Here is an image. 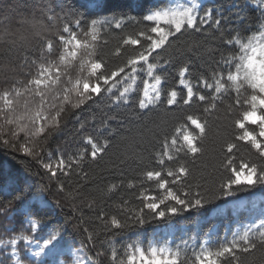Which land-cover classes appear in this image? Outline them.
Segmentation results:
<instances>
[{
  "label": "trees",
  "instance_id": "16d2710c",
  "mask_svg": "<svg viewBox=\"0 0 264 264\" xmlns=\"http://www.w3.org/2000/svg\"><path fill=\"white\" fill-rule=\"evenodd\" d=\"M187 2L188 0H139L141 6L130 9V0H108V7L101 14V18L104 15L115 14L118 19L124 21V28L117 30L113 26L107 31H102L101 39L95 42V48L90 50L91 55L85 54L82 47L75 59L69 57L60 62L59 55L64 51L60 36L68 38V34L62 31V19L47 21L43 17V11L51 7L58 17L63 18L69 10L75 11L79 8L80 0H0V21H3L0 23V95L13 86L20 89V96L16 97L13 94V116L20 124H28L31 127L30 122L23 117L40 109V97L35 95L34 91H25L23 84L35 75L39 63L43 62L42 54L59 64L61 71L60 82L48 91L47 98L49 101L55 96L62 98L63 88L71 87L69 81L74 83L86 75L80 70L81 64L88 65L91 61L100 60L109 68H114L126 60L128 53L125 49L130 46L120 48V42L124 36L144 27V24L137 25L136 21L141 20L148 9ZM197 2L202 10L211 9L214 16L221 18L226 37L234 33L242 37L258 34L260 22L264 20V0H197ZM27 10L28 20L33 19V15L37 16L38 20L43 21L44 26L37 24L33 27L31 23H15L16 19L13 16L25 19L22 14ZM121 13L125 15L121 16ZM129 16L135 17V20L129 21ZM5 17L9 19L5 20ZM81 19L87 17L81 16ZM76 32L77 39H80L82 44L85 41L91 42V38L83 34V29H76ZM103 40H107L108 43L104 44ZM49 42L53 45L51 51L47 49ZM178 46L184 49L182 54L175 51L176 46L168 52L158 50L162 52L163 59L177 58L173 65L158 69L167 77V83L163 85L165 88L183 91L178 85V74L185 63L191 72V76L187 78L193 83L198 77L211 82L214 73L220 74L219 68L224 62L221 50L228 46L222 45L218 38L204 39L201 34H193L184 36L178 42ZM117 48H120L119 55L116 54ZM232 55L233 51L225 52V58ZM32 61L37 63L32 64ZM53 72L55 74V70ZM17 81L23 83L16 84ZM224 83L228 88L220 94V98L215 101L216 108L210 113H205L202 105L185 107L184 110H168L166 106H161L150 112L141 113L139 118H133L124 109L116 106L104 109L121 119L108 121L111 127L118 128V134L107 137L110 141L109 148L96 160H92L89 155L90 146L83 145L78 134V126L82 122H87L81 131L85 135L96 136L97 129L92 125L99 127L101 120L104 119L102 111L104 101H100L99 104L88 101L81 107L73 109L71 103L78 99L73 93L70 97L71 103L64 105L66 110L61 114L59 131L57 132L54 127H46L44 135L34 137L33 140L26 139L25 132L19 131L16 124L5 125L0 119L2 126L0 162H3L5 167L12 166L22 174H26V168L30 169L32 175L29 176V181L34 185H48V191L44 195L52 205L51 209L40 213L42 219L33 218L32 222L37 224L36 229H33L30 223L23 222L24 218L13 215L18 205H13L5 215L0 216V264H24L30 248L45 237L51 224L64 225L63 231L70 248L82 252L85 264H114L111 257L113 250L117 252L115 264H119L121 260L127 264L129 244L133 249L141 246L148 250L153 243L172 248L179 246L182 250L180 264H185L193 251L200 250L201 245L214 249L219 244L230 241L234 233H242L246 228L259 224L264 219V184L243 189L232 197L207 202L202 208L166 216L162 220H154L143 226L105 231L102 221L97 219L98 216H103L110 221L112 215H116L118 219L124 220L131 212L142 206L144 201L140 197L143 194L162 196L163 191L158 188L157 182L147 180L144 175L146 170L161 171L163 178L169 180L170 186L177 188L178 185L171 184L167 169H175L183 164L189 168L191 174L181 178V185L187 187L184 183L186 179L191 184L193 192L201 190L197 185L211 188L217 178L215 167L222 158L220 153L225 140L236 145L233 152L237 166L241 160L254 162L258 167L264 166V160L256 155L250 145L235 139L241 130L234 128L233 121L242 118V112L248 106L246 104L237 106L235 90L230 87V82L226 78ZM135 87L142 89V81L138 80ZM245 94L250 95L251 90H247ZM3 107V101L0 100V108ZM43 111L45 115L55 113V109L50 108L47 103L44 104ZM189 114L207 121L206 136L201 144L204 154L194 165L190 156L185 158L184 153L177 152L170 143L173 136L179 141L176 129L186 123ZM13 130L18 132V136L12 135ZM104 138L99 137L101 142ZM5 139L9 140L8 146L3 144ZM165 142H168L169 151L176 159L168 161L160 156L165 159V164L160 165L157 157L163 152ZM36 144H39L40 154L45 159L48 154L54 158L62 154L67 158L84 153V160L78 166L73 164V170L68 175L59 174V181L55 178L50 180V174H46L31 156L22 151L23 147L33 148ZM176 147H179V144ZM85 172L87 177L84 176ZM60 182L63 183V191H60ZM112 184L117 187L109 191ZM129 184L132 185L131 188ZM238 200H243V205L238 206L236 202ZM125 201L126 207L123 203ZM163 207L162 205L161 208ZM85 228L89 229V232H85ZM90 234L92 241L89 240ZM18 236H27L32 245L18 240L14 255L13 248L8 242ZM97 252L104 254L98 257ZM262 254L264 248L258 249L249 258H254L258 262ZM238 255L243 259L249 254ZM224 264H227V260Z\"/></svg>",
  "mask_w": 264,
  "mask_h": 264
},
{
  "label": "snow or ice",
  "instance_id": "6c2138e0",
  "mask_svg": "<svg viewBox=\"0 0 264 264\" xmlns=\"http://www.w3.org/2000/svg\"><path fill=\"white\" fill-rule=\"evenodd\" d=\"M140 6L139 0H130V9ZM107 7L108 0H80L79 8L75 11L69 10L63 18L58 17L51 7L43 11V17L47 21L54 22L62 19V31L68 34V38L60 36V41L64 45V51L59 55L60 62H64L69 57L75 59L78 56V50L82 47L85 54L91 55L90 50L94 49L95 42L101 39L102 31H107L113 26L117 30L124 28V21L118 19L115 14L104 15L101 18V14ZM120 15L124 16L125 13ZM81 16L87 19L82 20ZM4 19L7 20L9 17ZM128 20H135V17L129 16ZM21 23H31L33 27L37 24L44 26L42 20L35 18L22 19ZM136 23L137 25L144 24V27L139 28L133 34L124 36L120 42V48L130 46L125 49L128 55L123 63L114 68H109L100 60L91 61L88 65L81 64L80 70L86 75L75 80L74 83L69 81L71 87L63 88L62 98L55 96L52 101L48 100L47 93L60 82V65L42 54L43 62L39 63L35 75L31 76L29 73L31 78L23 84L25 91H34L35 95L40 97V109L34 114H26L23 117L32 126L20 124L19 120L13 116V94L16 97L21 95L20 89L15 86L0 95V100L4 104V107L0 108V119L5 125L16 124L19 131L25 132L26 139L33 140L34 137L44 135L46 127H54L57 132L59 131L61 114L66 110L64 105L71 103L70 97L73 93L78 98L75 103H71L73 109L81 107L88 101L97 104L104 101L102 109L104 119L101 120L99 127L92 125L97 129L96 136L85 135L81 131L87 122H82L78 126V134L83 145L90 146L89 155L92 160H96L109 148L110 141L107 137L118 134V128L111 127L108 121L121 119L104 109L116 106L124 109L133 118H139L141 113L150 112L161 106H166L168 110H184L185 107L202 105L203 111L210 113L216 108L215 101L220 98V94L228 88V85L224 83L226 78L230 82V87L235 90L236 105L246 104L248 106L242 112V118L233 121L234 128L241 130L235 139L250 145L256 155L264 160V20L260 22L258 34L242 37L234 33L226 37L221 18L214 16L211 9L202 10L197 0H188L187 3L148 9L142 15L141 20ZM76 29H83V34L89 36L91 42L85 41L82 44V41L77 39ZM193 34H201L204 39L218 38L222 45L228 46L221 50L224 62L220 65V74L214 73L211 82L198 77L193 83L187 78L191 76V72L185 63L179 69L178 74V85L183 91L179 92L176 88L169 90L163 86L167 83L166 75L158 69L173 65L177 58L163 59L162 52L158 50L168 52L176 46L175 51L182 54L184 49L178 46V42L184 36ZM103 43L107 44L108 41L103 40ZM193 43L198 44V42ZM52 48L53 45L49 42L47 49L51 51ZM120 48L116 50L117 55L120 54ZM229 51H233V55L225 58V52ZM36 63L32 61V64ZM138 80L142 81V89L135 87ZM21 83L23 82H16V84ZM249 89L251 94H245ZM45 103L55 109L54 114H44ZM41 121L43 123H39ZM206 124L207 121H202L199 117L189 114L186 117V123L176 129L179 141L176 136H173L170 141L177 152H183L185 158L189 156L192 158L193 165L204 154L201 144L206 136ZM249 125L253 127L249 128ZM12 135L18 136V132L13 130ZM100 136L105 137L103 142L99 139ZM3 144L8 146L9 140L5 139ZM178 144L179 147H176ZM163 147V152L157 157L160 165L165 164V159L160 156L168 161L176 159L169 151L168 142H165ZM234 148H236L234 143L225 140L220 153L222 158L215 167L217 178L213 181L211 188L197 185V188L201 190L193 192L191 184L186 179L184 183L187 187L181 185V178H186L191 174L189 168L183 164L175 169H167L171 184L178 185L177 188L170 186L169 180L163 178L161 171L146 170L144 175L147 180H155L158 188L163 191V195L143 194L140 197L144 201L142 206L135 212L129 210L131 214L124 220L118 219L116 215H112L110 221L103 216H98L97 219L102 221L105 231L143 226L154 220H162L166 216H175L193 208H202L207 202L232 197L243 189L264 184V166L258 167L256 163L247 160H241L237 166ZM22 151L31 156L46 174H50V180L55 178L59 181V174L68 175L73 170V164L78 166L84 160V153L67 158L62 154H58L55 158L48 154L45 159L40 154L39 144L33 148L23 147ZM25 173H20L12 166L5 167L3 162H0V216L5 215L13 205H18L13 215L24 218L23 222L30 223L32 228L36 229L37 224L32 222L33 218L42 219L40 213L51 209L52 205L44 195L48 191V185H34L29 181V176L32 175L30 169L26 168ZM84 176L87 177L86 172ZM128 186L132 187L131 184ZM116 187L117 185L112 184L109 191ZM63 190V183L60 182V191ZM123 203L126 207L127 202ZM162 205L163 208H161ZM48 228L45 237L30 248L24 264H62L61 257L69 256L70 245L63 231L64 225L51 224ZM84 231L89 232V229L85 228ZM18 240L32 245V241L27 236L11 239L8 243L12 246L14 255ZM89 240L92 241L91 234ZM127 248L130 250V254L127 255V264H137V261L139 264H180L182 250L179 246L176 248L151 246L148 248V254L141 246L133 249V246L129 244ZM262 248H264V219L259 224L246 228L242 233H234L230 241L221 243L214 249L201 245L199 251H193L191 258L186 259L185 264H224L225 260L227 264H264V254L258 262L254 258H249ZM184 252L186 254V249ZM238 253L249 255L242 259ZM103 254L97 252L98 257ZM111 257L115 264L117 260L115 250L112 251ZM119 264H124V261H119Z\"/></svg>",
  "mask_w": 264,
  "mask_h": 264
},
{
  "label": "rangeland",
  "instance_id": "374dc122",
  "mask_svg": "<svg viewBox=\"0 0 264 264\" xmlns=\"http://www.w3.org/2000/svg\"><path fill=\"white\" fill-rule=\"evenodd\" d=\"M7 13L9 14V12H7ZM27 13H28V10H27V12L25 11L22 14V15H24L23 18L28 19L27 18V16H28ZM22 15H20V16H22ZM13 17L16 19V22L15 23H18V22L21 23L20 21H22V17H18V18L15 17V16H13ZM32 17L37 18V20L39 19L37 16H34V15ZM29 18H30V16H29ZM17 19H18V21H17ZM151 246L160 247V246H157L154 243ZM151 246H149V247H151ZM145 252H146V254H148V250H145ZM61 260H62V264H85V260H84V257L82 255V253L79 250L72 249V248H70L69 256H67V257H61ZM137 264H139V261H137Z\"/></svg>",
  "mask_w": 264,
  "mask_h": 264
}]
</instances>
